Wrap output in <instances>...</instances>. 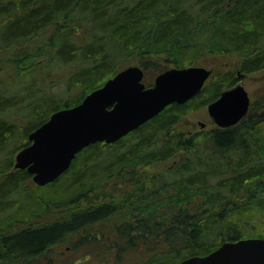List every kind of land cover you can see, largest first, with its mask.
I'll use <instances>...</instances> for the list:
<instances>
[{
    "label": "trees",
    "instance_id": "16d2710c",
    "mask_svg": "<svg viewBox=\"0 0 264 264\" xmlns=\"http://www.w3.org/2000/svg\"><path fill=\"white\" fill-rule=\"evenodd\" d=\"M50 30L57 90L34 76L0 92V264H178L264 237V93L233 126L177 128L236 84L237 70L264 69V0H0V47L11 62L36 64ZM210 58L236 65L116 142L88 145L52 182L37 185L14 167L33 129L120 69L142 66L151 85L149 72ZM22 192L29 204L13 213Z\"/></svg>",
    "mask_w": 264,
    "mask_h": 264
},
{
    "label": "water",
    "instance_id": "95a60500",
    "mask_svg": "<svg viewBox=\"0 0 264 264\" xmlns=\"http://www.w3.org/2000/svg\"><path fill=\"white\" fill-rule=\"evenodd\" d=\"M213 72V68L201 64L173 66L147 85L144 68L128 65L79 104L54 111L33 129L28 135L30 144L17 152L14 167L27 169L37 185L50 183L88 145L116 142L168 105L182 104L198 95ZM241 78L207 105L212 121L219 127L239 123L250 110L251 95ZM178 264H264V237L225 241L206 255L191 256Z\"/></svg>",
    "mask_w": 264,
    "mask_h": 264
},
{
    "label": "rangeland",
    "instance_id": "374dc122",
    "mask_svg": "<svg viewBox=\"0 0 264 264\" xmlns=\"http://www.w3.org/2000/svg\"><path fill=\"white\" fill-rule=\"evenodd\" d=\"M75 17L79 22V19L82 18V14L77 12L75 13ZM84 29H81L80 32H83ZM53 34L54 31L50 30L48 31L47 37L49 38V41L47 43L49 44V52H43L41 55V58L37 59L36 64H30L25 65V61L19 62H11L9 60V53L5 52V49H2L0 47V92H3V88L6 87L5 91L7 95H9V89L8 87H11V83L14 82H21L24 80H29L30 78L36 76L37 78L43 79L42 85H46V89L48 90L49 87L53 88L54 91L57 90V87H54V85L58 84V81L60 79V76L57 72H52V69L54 68L52 64H49L51 61L49 60L50 56L52 55V52L50 50L51 46L50 43L53 40ZM37 38L31 39L29 42H27L25 45L29 44L31 41H35ZM23 49V48H21ZM232 59H223V60H213L208 59L206 62H204V65H207V67L213 68L214 71L217 70H227L235 66V61H231ZM34 65H37V69H34ZM27 66V67H26ZM7 68V71H6ZM44 73H47V76L44 78ZM156 74L153 72L148 73V80H152ZM262 81V82H261ZM14 83L13 87L18 86V83ZM241 82L244 84L246 89L249 91L251 98L253 101H255L256 98L261 96L264 93V69L248 73L244 78H242ZM40 88H43L44 86H39ZM45 88V87H44ZM75 93V92H74ZM33 97H30L29 100L32 101ZM36 102L35 104H38L40 102L39 97H35ZM10 104H13L14 106V100L11 101ZM23 105H26L25 101L21 103ZM20 106V104H18ZM35 106V105H34ZM264 108L260 110L263 111ZM25 123V122H23ZM205 124L204 126H202ZM214 126V122H212L207 104H204L200 106L198 109L193 110L189 113H187L178 123L177 128L181 129L184 132H188L190 134H194L197 132H200L205 129H211ZM176 159H170L167 162H163L158 168L152 167L149 169V173L155 174V173H161L162 168H170V166L173 165L174 161ZM7 163V162H6ZM167 164V165H166ZM148 170V169H147ZM15 198L20 202V205L17 206V208L13 209V213H17L19 209L24 205L29 204V198L30 196H27L26 193L22 192L15 196ZM20 214L24 213L23 211L19 212ZM20 214H16L19 216ZM70 245V244H69ZM3 261V259L1 260Z\"/></svg>",
    "mask_w": 264,
    "mask_h": 264
},
{
    "label": "flooded vegetation",
    "instance_id": "af4514ba",
    "mask_svg": "<svg viewBox=\"0 0 264 264\" xmlns=\"http://www.w3.org/2000/svg\"><path fill=\"white\" fill-rule=\"evenodd\" d=\"M241 62H239L238 64H240ZM243 75H247L246 73H244V72H242L241 70H237V77H238V79H237V81H239L240 80V78L242 77V78H244L245 76H243ZM237 81H236V83H237ZM235 85V84H234ZM200 94V93H199ZM262 98V95L261 96H259L258 98H256L255 99V101H253L252 100V98H251V100H252V103H251V105L253 104V102H258L260 99ZM209 104V103H208ZM207 104V105H208ZM211 118V117H210ZM212 120V119H211ZM213 122V121H212ZM217 126V125H216ZM216 126H214V127H216ZM191 133V132H190ZM29 135V134H28ZM16 156V155H15ZM13 163H14V165H15V158H14V161H13ZM31 177H33V174H31ZM33 180V179H32Z\"/></svg>",
    "mask_w": 264,
    "mask_h": 264
},
{
    "label": "bare ground",
    "instance_id": "6f19581e",
    "mask_svg": "<svg viewBox=\"0 0 264 264\" xmlns=\"http://www.w3.org/2000/svg\"><path fill=\"white\" fill-rule=\"evenodd\" d=\"M214 75V74H213ZM262 82V81H261ZM196 97V96H195ZM169 106V105H168ZM136 130V129H135ZM167 162V161H166ZM167 165V164H166ZM42 187V186H41ZM33 226H34V224H33ZM64 259V258H63Z\"/></svg>",
    "mask_w": 264,
    "mask_h": 264
}]
</instances>
